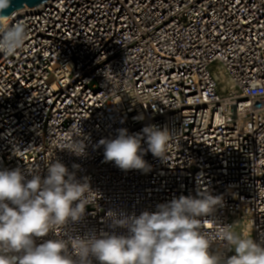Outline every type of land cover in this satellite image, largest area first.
<instances>
[{
    "label": "built area",
    "instance_id": "built-area-1",
    "mask_svg": "<svg viewBox=\"0 0 264 264\" xmlns=\"http://www.w3.org/2000/svg\"><path fill=\"white\" fill-rule=\"evenodd\" d=\"M12 15L29 39L0 55V170L30 179L80 165L100 197L67 226L73 236L127 234L110 211L139 216L207 191L223 204L202 219L264 246V0H48ZM77 123L83 157L58 148ZM148 125L172 136L167 161L146 137L151 171L105 161L101 139Z\"/></svg>",
    "mask_w": 264,
    "mask_h": 264
},
{
    "label": "clouds",
    "instance_id": "clouds-1",
    "mask_svg": "<svg viewBox=\"0 0 264 264\" xmlns=\"http://www.w3.org/2000/svg\"><path fill=\"white\" fill-rule=\"evenodd\" d=\"M12 0H0V55L14 56L29 39L26 25L12 23L4 12ZM59 140L61 150L83 157L86 145L75 139L82 135L78 123ZM146 137L154 157L167 161L172 136L167 129L148 125L129 135L118 129L115 139H101L106 162L121 170L151 171L143 158L141 140ZM73 171L61 162L48 164L47 176L32 171L27 178L20 169L0 170V264H264V246L251 238V231L237 233L234 226L221 225L212 216L223 197L207 191L200 198L181 196L143 211L139 216L110 211V228L127 234L89 231L73 236L68 227L83 220L87 205H95L100 193L88 177L78 179L80 165ZM212 227H207V224ZM54 234L37 245L35 238ZM67 236V239L64 237ZM224 250L234 255L224 256Z\"/></svg>",
    "mask_w": 264,
    "mask_h": 264
},
{
    "label": "water",
    "instance_id": "water-1",
    "mask_svg": "<svg viewBox=\"0 0 264 264\" xmlns=\"http://www.w3.org/2000/svg\"><path fill=\"white\" fill-rule=\"evenodd\" d=\"M48 0H12L11 6L5 10V15H10L16 10L26 8V7H36L45 3Z\"/></svg>",
    "mask_w": 264,
    "mask_h": 264
}]
</instances>
